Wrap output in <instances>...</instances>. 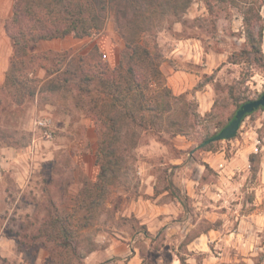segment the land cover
<instances>
[{"label":"rangeland","instance_id":"rangeland-1","mask_svg":"<svg viewBox=\"0 0 264 264\" xmlns=\"http://www.w3.org/2000/svg\"><path fill=\"white\" fill-rule=\"evenodd\" d=\"M161 11L149 23L162 51L178 66L187 67V72L201 76L185 92L191 102L188 134L172 135L168 122L152 126L147 114L137 122L127 119L110 192L92 214L78 201L85 183L97 179L100 135L85 112L87 95L81 103L77 100L86 86L80 77L93 63L101 60L116 66L120 61L125 41L115 13L107 11L103 28L75 39L72 49L36 50L15 57L6 82L0 84V264H86L87 255L107 245L112 237L144 232L139 220L124 212L132 199L148 196L144 193L148 184L145 171L157 176V191H173L172 184L184 194L188 185L195 188L200 196L191 198L190 204L202 201L210 212L202 218L199 213L195 226L186 224L174 234L161 226L156 239L139 235L135 244L141 248L145 264H264V108L244 118L234 138L213 141L208 149H200L202 140L218 133L236 112L235 99L240 103L264 93V67L243 59L239 63L229 60L246 45L242 12L232 8L231 14L223 12L215 20L203 0H193L180 17L171 10ZM260 12L264 22V1ZM63 53L64 68L70 59L77 63L84 58L78 76L65 84L57 79L59 73L46 70ZM161 70L167 83V74L175 69L166 62ZM12 74L26 83L16 96L17 88L9 78ZM96 82L92 80L87 87L93 89ZM206 83L213 91L211 100L218 103L212 115L199 111L195 95ZM231 85L235 86V99L228 89ZM44 118L51 119V137L38 124ZM252 153H256L253 164ZM172 198L169 192L161 200ZM56 209L61 215H70L76 253L60 246L58 230L47 223ZM201 231L208 235L189 248L190 240Z\"/></svg>","mask_w":264,"mask_h":264},{"label":"trees","instance_id":"trees-1","mask_svg":"<svg viewBox=\"0 0 264 264\" xmlns=\"http://www.w3.org/2000/svg\"><path fill=\"white\" fill-rule=\"evenodd\" d=\"M192 1L14 0L13 13L5 21V31L15 48L13 66L14 61H17L14 60L15 57L26 56L28 52H33L42 40L63 39L70 35L82 39L100 31L105 25L109 10L115 13L118 30L125 41V48L116 66L99 60L91 65L92 69L85 71L80 77L86 86L80 91L77 102L81 103L82 97L87 95L85 112L94 121L96 131L100 135L96 151V163L100 167L97 179L90 184L85 183L79 193L81 195L79 205L89 214L93 213L110 192L111 178L119 162L118 144L122 137L123 124L127 119L137 122L138 117L144 119L147 114L148 122L152 126L160 127L161 124L158 122H168L170 127L167 129L172 135L188 134L186 124L191 102L186 100V93L175 94L165 83L161 66L168 62L175 70H190L178 66L175 59H170L164 54L156 36L151 32L149 20L159 12V9H162V14L166 10H171L174 16L180 17L188 10ZM203 1L215 20L223 12L231 14L232 8H238L242 12L246 45L240 52H235L230 57V62L239 63L243 59L264 67V22L260 12L264 0ZM58 56L53 62L52 69L50 67L46 69L45 64L41 67H44L48 73H59L57 79L65 84L72 76H78L77 69L81 67L84 58L81 57L77 63L70 59L64 68L66 53ZM10 77L17 88L14 91L16 96L17 92L20 93L26 87V83L16 79L15 74ZM92 80L98 83L93 89L87 87ZM228 89L231 98L235 99V86L231 85ZM31 93L34 95L35 90H31ZM235 101L238 108L247 102L243 100L239 103L236 99ZM217 105L216 100L213 109L207 114L212 115ZM235 113L220 126V129L233 119ZM178 116L182 120L178 119ZM214 135L215 133L207 135L202 140L200 149H208L212 143H204ZM7 145L12 146V144ZM255 160L256 153H252L251 163L253 164ZM171 186L173 196L189 208L191 197L184 194L180 187L174 184ZM88 217L85 215L86 219ZM70 219V215H61L56 209L55 216L49 217L47 223L54 230H58L60 246L70 248L76 253V238Z\"/></svg>","mask_w":264,"mask_h":264},{"label":"crops","instance_id":"crops-1","mask_svg":"<svg viewBox=\"0 0 264 264\" xmlns=\"http://www.w3.org/2000/svg\"><path fill=\"white\" fill-rule=\"evenodd\" d=\"M13 4L14 0H0V84L6 82L15 52L13 42L5 31V21L13 13ZM75 39L80 38L70 35L63 39L42 40L37 44L34 51L72 49L77 44ZM41 68L45 69L44 67ZM200 78L201 76L196 73L173 70L167 74V83L175 94H181L192 89ZM212 94L213 91L210 83H206L203 89L196 90L195 95L199 100V111L201 113L212 110L214 103V100H211ZM184 144H192V142L185 141ZM5 151H9V149L6 148ZM143 175L145 176L144 180L148 183L144 188V193L148 196L132 199L128 209L124 213L129 217L137 218L140 224L145 226V231H137L135 232V236L118 234L120 237H112L107 245L95 249L87 255L85 259L86 264L97 262H99L98 264H145V257L142 254L141 248L135 244L136 238L139 235L143 237L148 236L151 240L156 239L159 237L161 226L171 230L172 234H174L181 230V228L186 227V224L195 226V218L199 216V213H202L200 218L204 216V213H210L208 206L202 201L193 200V204H190L189 208H186L174 196L170 201H162V196L169 192L172 193V189L157 191V176L150 171L143 172ZM200 191L203 192L204 190ZM185 193L191 198H199L200 196L196 193L195 188H192L190 185H188ZM206 218H209L208 215H206ZM169 220L171 221L170 223ZM204 235H208L207 232L201 231L195 238L191 239L188 244L189 248H191L190 245L195 244V241L201 239ZM155 264L159 263L155 262Z\"/></svg>","mask_w":264,"mask_h":264},{"label":"water","instance_id":"water-1","mask_svg":"<svg viewBox=\"0 0 264 264\" xmlns=\"http://www.w3.org/2000/svg\"><path fill=\"white\" fill-rule=\"evenodd\" d=\"M264 107V94H262L257 99L249 100L243 103L236 111L235 116L233 119L223 127L218 133H216L213 137L209 140L205 141L204 144L209 142L218 141V140H225V139H232L236 136L240 125L244 119V117L256 111L257 109Z\"/></svg>","mask_w":264,"mask_h":264},{"label":"built area","instance_id":"built-area-1","mask_svg":"<svg viewBox=\"0 0 264 264\" xmlns=\"http://www.w3.org/2000/svg\"><path fill=\"white\" fill-rule=\"evenodd\" d=\"M39 126L44 129L45 133L51 137L52 136V130H51V126H52V122L51 119L49 118H44V119H40L38 121Z\"/></svg>","mask_w":264,"mask_h":264}]
</instances>
